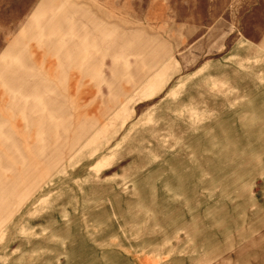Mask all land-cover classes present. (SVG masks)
I'll return each mask as SVG.
<instances>
[{
	"label": "rangeland",
	"instance_id": "rangeland-1",
	"mask_svg": "<svg viewBox=\"0 0 264 264\" xmlns=\"http://www.w3.org/2000/svg\"><path fill=\"white\" fill-rule=\"evenodd\" d=\"M263 38L264 0H0V264H264Z\"/></svg>",
	"mask_w": 264,
	"mask_h": 264
},
{
	"label": "crops",
	"instance_id": "crops-1",
	"mask_svg": "<svg viewBox=\"0 0 264 264\" xmlns=\"http://www.w3.org/2000/svg\"><path fill=\"white\" fill-rule=\"evenodd\" d=\"M262 44H263V46H264V38H263V40H262ZM91 151H93V149L91 150ZM98 151V149H96V152ZM90 152V151H89Z\"/></svg>",
	"mask_w": 264,
	"mask_h": 264
}]
</instances>
